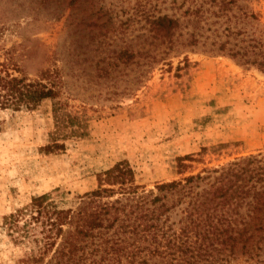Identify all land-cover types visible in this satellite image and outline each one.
Wrapping results in <instances>:
<instances>
[{"label": "trees", "instance_id": "trees-1", "mask_svg": "<svg viewBox=\"0 0 264 264\" xmlns=\"http://www.w3.org/2000/svg\"><path fill=\"white\" fill-rule=\"evenodd\" d=\"M37 2L69 11V61L82 58L93 90L104 98L133 94L154 68L177 56L186 60L189 52L225 55L264 72V23L253 0H139L140 18L123 10L122 35L115 33L116 7L98 0ZM79 31L81 47L71 41ZM13 65L0 56V108L31 109L52 98L49 149L88 134L86 111L61 99V93L77 95L71 70L49 69L46 80H31ZM195 160L178 157L180 177L152 188L135 181L129 162H118L74 207L60 206L48 193L33 197L26 211L7 218L39 246L27 264H264V152L198 171L190 169Z\"/></svg>", "mask_w": 264, "mask_h": 264}, {"label": "rangeland", "instance_id": "rangeland-1", "mask_svg": "<svg viewBox=\"0 0 264 264\" xmlns=\"http://www.w3.org/2000/svg\"><path fill=\"white\" fill-rule=\"evenodd\" d=\"M98 2L106 9L116 7L117 35L124 32L128 16L123 10L141 17L139 0ZM39 4L0 0V56L31 80H46L49 69L64 75L71 70L77 95L61 93V99L68 100L70 109L86 111L88 134L68 138L64 149H49L52 98L31 109L0 108V264H27L39 255L33 236L22 235L7 219L26 211L35 196L48 193L60 206L74 207L118 162H129L135 181L152 188L180 177L181 156L194 154L190 169L198 171L264 152L261 70L225 55L189 52L186 60L181 55L154 68L133 94L104 98L93 90L82 58L69 61V11ZM252 7L264 23V0H253ZM81 31L71 39L78 47L85 45ZM259 254L264 259V247Z\"/></svg>", "mask_w": 264, "mask_h": 264}]
</instances>
